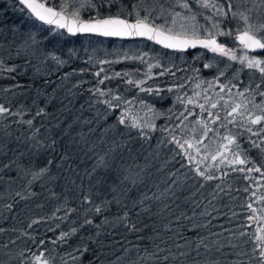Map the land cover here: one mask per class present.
Segmentation results:
<instances>
[{
    "label": "trees",
    "instance_id": "16d2710c",
    "mask_svg": "<svg viewBox=\"0 0 264 264\" xmlns=\"http://www.w3.org/2000/svg\"><path fill=\"white\" fill-rule=\"evenodd\" d=\"M43 1L64 10L63 0ZM182 1L200 20L215 17L230 33L219 41L232 49L243 46L230 45L226 38L247 28L239 11L256 17L264 8V0H209L207 7L202 0ZM94 2L97 9L82 19L120 15L135 20L126 0L110 7L104 0ZM96 41L110 47L129 42L70 37L34 19L16 0H0V102L8 108L0 115V264H30L40 253L51 264H264V244L258 239L264 238V121L245 124L236 116L243 130L236 144L247 163L215 166L205 160L199 169L212 175L211 180L200 176L196 162L172 145L171 138L182 135L174 132L180 128H168L188 124L177 121L189 114L181 96L194 94L200 79L217 77L237 91L252 82L248 91H255L257 100L264 97L262 72L250 74L236 64L219 72V66L208 65L213 55L209 49L173 52L141 40L163 55H175L167 69L161 67L165 74L151 82L164 98H150L155 109L162 114L168 110L175 118L159 113L151 130L131 127L119 122L121 101L94 94L96 83L89 76L75 79L78 71L90 69L72 51L81 54L85 47L97 46ZM54 45L69 55L68 63L54 74L50 69L34 73L41 68L40 55ZM259 55L264 57V49ZM110 69L116 74L114 66ZM134 101L137 96L124 97V118L130 116L126 106ZM217 108L223 109V119L216 123L223 125H207L211 135L222 134L232 120L224 105ZM190 115L196 119L198 113Z\"/></svg>",
    "mask_w": 264,
    "mask_h": 264
},
{
    "label": "rangeland",
    "instance_id": "374dc122",
    "mask_svg": "<svg viewBox=\"0 0 264 264\" xmlns=\"http://www.w3.org/2000/svg\"><path fill=\"white\" fill-rule=\"evenodd\" d=\"M94 1L95 0H63L62 7H64L63 9L69 14L73 15L75 13L73 16L81 18L84 13L97 9ZM104 1V5L106 7H110L112 4L119 3L122 0ZM253 2L255 4L256 0H251V3ZM126 3H130L129 9L132 11V15L135 20H145V18H147L145 21L151 22L167 31L171 30V32L175 34L196 37L214 36L217 38L223 36L218 33L227 34L222 25L215 20V17L212 15H206V17H204L205 19H198V17L191 12L189 6L187 8L183 7V4L186 2H183L182 0H126ZM257 12L259 13H257L258 15H256V17L249 16L248 12H244L243 10H240L239 14L242 13L244 16L248 17L247 23L243 20L247 26L250 24L253 28H256L264 25V8L262 10L259 8ZM55 33L53 37H55ZM260 35H264V33H258V38ZM226 42L230 43V45H236L239 43L235 38H226ZM96 43L97 46L92 48L89 46L88 48L85 47V50H83L81 54H79L78 51H72L74 52L72 57L79 58L81 65L88 64L85 66H89V69L91 70L85 72L84 74L78 73V71L77 74H79L80 77H76L75 79L83 80L86 76H89L90 80L87 78L86 80H93V82L96 83L93 89L94 94H96V92H99L100 95L103 93L100 98L104 101H112V103L114 101H116L115 103H119L121 101L119 109L121 114L123 113L122 118L126 121V125L133 127L132 125L135 124L136 127L143 126V128L151 130L154 128V125L159 119V117H157L159 113L162 117L166 116L167 120H174L175 117H171L168 110L165 114H162L160 110L155 109L153 101L150 100V98H164L163 94L157 92L160 88L152 86V83L156 81L155 79H157V76L161 77L165 74L166 70L164 69H167V64L171 63L175 57L172 52H169L167 55H163V52L158 51V48H155L152 45H146L145 42L141 40H133L127 43L117 41L113 43L112 47L106 43H102V41H96ZM220 43L225 46V43ZM56 46L57 45L49 47V49L44 52V55H40L43 53V49L38 46V54L41 56L38 67L41 68H34L37 70L34 73H40V71H43L44 69H50L49 72H53L54 74L56 72L54 70L60 69V66H62L63 63H68L66 58L69 55L62 52L64 49L60 47L56 48ZM243 48H226L231 50V52L237 56L236 60H231L228 56H223L219 53H213L211 51L213 55L212 58H210V63H208V65L216 68L219 66L217 69L219 72L226 65L230 66L233 64L243 67L244 70L249 71L250 74L253 73L251 70L261 72L259 67H249L248 60L264 61V57L260 56L259 52H251L253 55H248L246 53L248 50L244 48L245 51H242ZM70 51L71 50H68V52ZM160 55L163 57H159ZM151 56L156 59L151 58ZM241 57H246L247 59L242 62ZM113 66L116 74H112L110 71V68ZM161 67L164 68L163 71H161ZM262 75L264 79V74L262 73ZM115 77H118V80H114ZM123 77L125 80H123ZM126 77L128 79H126ZM210 80L212 81H203L200 79L197 84V91L194 94H184L181 96V101L183 102L184 107H188V111H186V113L189 114L180 115L179 118L181 120L177 121H180V123L181 121L182 123L187 122L188 124H185V127H180V125L177 127H168L170 129L180 128L179 130H174V132H182L181 136H173L171 138L172 145L178 147L173 139L174 137L175 140H179L181 143L185 140L195 143V141L199 139L203 141L202 144L196 145L200 148L199 154H197L194 149H187V146H185V149H187L188 152L196 156V160H208L209 163H214L213 165L215 166H220V164H231L230 161L236 158L233 155V152L239 150L235 145L229 146L231 149L230 151H224V149L220 146L227 143V141L223 139V137L227 135H232L237 142L241 136V132L243 131L242 128H240V126L236 123H231L229 124V127L223 129L222 134L221 131H218V134L211 135L210 131H208L206 138L204 135L205 128L201 123L203 122L208 126L214 125L219 129V126H222L223 124L220 125L212 123L215 116H209V113L219 114V112H223V109L217 108L221 105H224V108H226V112L228 113L233 107L239 104L242 107L238 110V113L235 114V116L238 117L239 121H243L245 124H248L251 118H254L257 115H264V97L256 100V98L252 95L255 91H248V86H250L252 82L247 84V88L237 91V88L233 89L234 86L229 82L225 84L217 81V77ZM241 93L243 95H241ZM134 96H137L138 102L134 101L126 106L125 110L128 114H130V116L124 118V97ZM153 100L157 102L160 101L156 99ZM189 101H191V103H189ZM213 104L216 105L215 108L212 107ZM200 105H203L204 108L202 109ZM0 106L8 109L6 107V102H0ZM206 109L208 111H205ZM190 111L198 113V115H194L196 119L190 115ZM5 112H0V115ZM202 112L206 113V115L203 116ZM230 118L233 119V117ZM222 119L223 118L221 117L220 120ZM198 120H201L202 122ZM190 121H193L191 125L189 124ZM208 135L211 136V138H208ZM185 149L179 148V150H182L183 155H185ZM218 151L223 152V156L218 155ZM240 152V158L246 159L242 151ZM213 155L217 156L216 160L211 158ZM185 157L189 160L187 155H185ZM37 257L40 259L38 260ZM44 261H47V264H51L49 259H47L43 253H40L32 258L30 264H44Z\"/></svg>",
    "mask_w": 264,
    "mask_h": 264
},
{
    "label": "snow or ice",
    "instance_id": "6c2138e0",
    "mask_svg": "<svg viewBox=\"0 0 264 264\" xmlns=\"http://www.w3.org/2000/svg\"><path fill=\"white\" fill-rule=\"evenodd\" d=\"M203 6L207 7L209 6V0H202ZM19 3L23 5L26 9L30 10V13L39 21L52 25L55 24L59 28H67L69 33L75 34L76 32H83V33H99L104 36H143L147 37L149 40H155L157 43L162 44L165 48H172V49H178V50H185L189 47H196L197 44H200L206 49H209L213 53H219L223 56H228L231 60H236L237 56L231 52V50L226 49L224 46L217 43V41L214 38H208L205 40H189V39H183L180 36L173 35L171 33V30H169L167 33L165 31H162L149 23L145 22V20H137L135 23H128L124 19L120 18H108L103 20H97L94 22H78L75 19H67L66 16L63 14V12H58L53 9V7H46L44 3H37L36 0H19ZM215 7V5H212ZM184 8L188 7L187 3L183 4ZM232 5H228L229 11H231ZM218 13L223 15H228V12L224 11L222 8L217 9ZM75 15V13L73 14ZM235 16L236 14L233 13ZM240 18L244 20L246 23L248 21V17L244 16L242 13L239 14ZM258 33H264V25L258 26L256 28H253L252 25H248L245 30L240 32V34L237 36V39L240 41V43L243 45L245 49H264V35H260L258 38ZM219 35H225L226 33H218ZM230 34V33H227ZM246 57H241V61L243 62ZM264 61L260 60H248V66L249 67H259L260 71L264 73ZM205 67H208V65H205ZM103 95V93H101ZM241 95H243L241 93ZM264 95V94H262ZM191 103V101H189ZM200 107L203 109L204 106L200 105ZM213 108L216 107L215 104L212 105ZM242 106L237 104L235 107L232 108L230 112L227 113V116L233 117L232 120H229L228 123H236V116L235 114L238 113V110ZM7 109L0 106V112H5ZM215 116V119L212 120V123H216V121L220 120L221 117L219 114H213L209 113V116ZM264 121V115H257L254 118H251L249 123L252 125L261 124V122ZM121 124L125 123V120L122 118L119 121ZM29 124H31V121H28ZM133 127H136L135 124L132 125ZM226 126V125H225ZM205 133L204 135H207L208 131H211L210 128H208L207 124H204ZM248 132H251V128L246 129ZM261 131H264V128L261 129ZM253 135H256V133H253ZM175 143L178 145L179 148L185 149V146H187V149H194V151L199 154L200 148L197 147V144H202L203 141L197 139L195 143L190 142L188 140H185L183 143H181L179 140H175V137L173 138ZM224 140L227 141L226 144H222L220 147L224 149V151H230V145H235L237 149H239V145L236 144V141L232 135H227L223 137ZM254 146L260 147L259 145L255 144L253 142ZM185 149V155L188 156L190 162H196L197 165V172L200 176L204 177L205 179L211 180L214 177L212 175H205L204 171H201L199 169V164L203 161H196V156L192 155L190 152ZM264 150V149H262ZM218 155L223 156V152L218 151ZM233 155L236 157L235 159L231 160V164H240L244 165L247 163L246 159H241V152L236 151L233 152ZM213 160L217 159L216 155H213L211 157ZM41 171H45V169H42ZM239 171H245L244 168H240ZM247 171H256L260 172V168H248ZM251 208V205L248 206ZM97 211H100L99 208L96 209ZM255 211V210H253ZM252 217H249L251 219ZM261 240V243L264 244V238H259ZM257 247H261V244H258ZM261 257H264V250H261L260 252ZM39 260L40 258L37 257ZM44 264H47V261H44Z\"/></svg>",
    "mask_w": 264,
    "mask_h": 264
},
{
    "label": "water",
    "instance_id": "95a60500",
    "mask_svg": "<svg viewBox=\"0 0 264 264\" xmlns=\"http://www.w3.org/2000/svg\"><path fill=\"white\" fill-rule=\"evenodd\" d=\"M18 3H19V0H16ZM37 3H44L46 7H53V9L55 11H58V12H63V14L66 16L67 19H75L77 20L78 22H94V21H97V20H103V19H108V18H120V19H124L126 20L128 23H135L137 20H130V19H127L125 17H122L120 15H112V16H105V17H101V18H92V19H82V18H78V17H75L67 12H65L64 10L62 9H59L57 7H54L53 5H50L48 4L47 2L43 1V0H36ZM20 4V3H19ZM21 5V4H20ZM22 7H24L23 5H21ZM25 8V7H24ZM26 9V8H25ZM28 10V9H26ZM30 12V10H28ZM31 14V13H30ZM32 15V14H31ZM32 17L34 19H36L33 15ZM37 20V19H36ZM140 20V19H138ZM39 21V20H37ZM40 23L46 25V26H54V27H57L55 24H52V25H48V24H45L41 21H39ZM147 23H149L150 25L162 30V31H165L166 33L168 32L167 30L151 23V22H148V21H145ZM59 28V27H57ZM59 29H62V28H59ZM66 35L70 36V37H74V36H78V35H89V36H95V37H101V38H107V39H118V40H125V41H133V40H147V41H150L164 49H167V50H170V51H180V52H185V53H189V52H192L193 50L195 49H198V48H204L203 46H201L200 44H197L196 47L192 48V47H189L183 51L181 50H178V49H172V48H165L162 44H159L157 43L155 40H149L147 37H143V36H104V35H101L99 33H83V32H76L75 34L73 33H69L67 28H63L62 29ZM242 32V31H240ZM240 32L236 33L234 35V38L236 39L237 42L240 43V41L237 39V36L240 34ZM172 33V32H171ZM173 35H177V36H180L181 38L183 39H189V40H205V39H208L210 37H196V36H189V35H179V34H175V33H172ZM211 38H214L218 44L222 45L219 41V39L217 37H211ZM241 44V43H240ZM224 46V45H222ZM225 47V46H224ZM248 51L250 52H253V53H257V52H261L263 49H255V50H252V49H247Z\"/></svg>",
    "mask_w": 264,
    "mask_h": 264
}]
</instances>
